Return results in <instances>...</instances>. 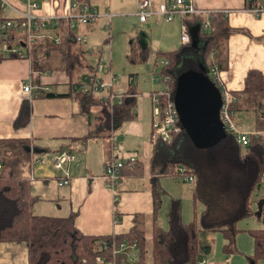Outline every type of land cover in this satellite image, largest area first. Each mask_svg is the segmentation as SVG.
Listing matches in <instances>:
<instances>
[{
	"label": "trees",
	"instance_id": "1",
	"mask_svg": "<svg viewBox=\"0 0 264 264\" xmlns=\"http://www.w3.org/2000/svg\"><path fill=\"white\" fill-rule=\"evenodd\" d=\"M78 7L88 0H72ZM256 0L246 2V8L259 7ZM203 17L196 16L184 22L202 23ZM213 32H198V43L181 46L171 52H159L167 64L160 73L168 78L173 96L176 93L177 79L187 70L208 78L207 74L215 68L220 72L226 68V42L233 31L227 26L224 16L214 13L211 18ZM57 45L48 40L38 39L32 46V67L39 72L45 70L62 71L70 80L69 93L64 95L76 101L79 112L89 118L93 111L91 134H108L121 123L134 119L135 95L129 90L122 97L121 103L109 104L102 101L90 90L77 89L82 76L93 79L96 65L86 64V52L76 42L73 31L60 32ZM264 45V36L260 39ZM129 62L137 56L139 62L148 57V48L137 39L129 44ZM12 59L2 57L0 60ZM78 71H83L78 81H74ZM162 78V79H163ZM212 80V79H211ZM214 80V79H213ZM218 87V83L214 80ZM72 89H76L71 93ZM49 95H46L48 97ZM236 101L230 105V112L235 124L241 130L264 131V76L260 71L247 72L244 89L233 93ZM30 105L26 100L20 103L18 113L12 122L14 130L24 128L28 123ZM254 121L247 128L243 121L247 115ZM241 121V120H240ZM253 125V126H252ZM178 133H171L169 141L150 139L148 167L156 176H171L188 183L184 178L193 176L191 197L193 202L202 204L200 217L192 223H184L181 217L179 201L171 203L168 213V229L157 223V214L162 201V190L157 179L150 183L152 214L150 227L146 231L140 223L123 235L88 236L81 234L73 224L74 215L63 218H51L32 214L31 207L36 198L31 195L28 179L24 173L29 170L32 154L27 139L0 140V243H21L26 247L27 264H95L101 257L110 259V247L120 243L135 244L137 260L133 264H145V245L150 244V264H199L203 260V251L199 233H219L223 236L225 255L236 252V238L239 233L247 232L253 240V253L250 264H264V227L252 230L239 229V223L252 217L253 193L262 186L264 176V137L249 133V142L241 146L234 135L224 131L222 136L208 146H197L180 121ZM251 132V133H252ZM111 151V149H110ZM127 161V160H126ZM117 174L128 173L134 177L142 174V163L136 158L131 165L127 162ZM106 165V164H105ZM184 168L185 173L179 178L177 169ZM262 222L264 221V202L261 205ZM116 222V219H114ZM146 232L149 240L146 241ZM121 261L116 260V264ZM127 264V263H124ZM129 264V263H128ZM132 264V263H130Z\"/></svg>",
	"mask_w": 264,
	"mask_h": 264
},
{
	"label": "crops",
	"instance_id": "2",
	"mask_svg": "<svg viewBox=\"0 0 264 264\" xmlns=\"http://www.w3.org/2000/svg\"><path fill=\"white\" fill-rule=\"evenodd\" d=\"M6 1L16 10L23 11V1ZM151 1L156 7L159 3L167 0ZM193 1L200 10H209L212 15L216 12L222 14L227 26L233 31L226 42V68L217 74V80L222 89L230 95L241 92L244 89L246 74L250 70L260 71L264 76V45L260 41L264 36V13L257 15L251 12L252 9L264 8V0H256L259 7L252 8L245 7L249 0ZM71 3L72 0H38L35 14L39 18H44V24L47 22L53 25V27H47L42 31L39 30V32L57 37L60 32H66L64 16L77 12L71 7ZM88 6L102 16L96 18L91 24L76 26L73 32L75 37L79 36L85 39L84 43L78 44L86 52V64L92 66L88 60L91 57H96L94 60L96 62L94 65L97 64L96 70L99 66L104 65L98 64L101 61L100 55L102 53V48L99 47L100 40L109 45V24L112 18L109 9H128V14H116L132 17L135 23L146 27L148 32H159V36L167 32V27H171L174 32L179 28L181 33L182 24L190 27V38H195L196 42L198 41V32H202L199 27L201 23L184 22L185 18L191 21L196 16L174 18L172 22H165L157 17L148 18L146 22L141 23L137 16L136 0H88ZM127 6H130V9ZM7 17L19 20L14 13L8 14ZM175 22L177 24H174ZM99 23H101L100 28L103 29L101 34L109 33L100 39L96 36L97 32H94ZM212 29L211 32L214 31L213 27ZM91 39L94 41L90 43L94 46L90 47L87 44ZM136 39L142 44L141 39ZM147 42L149 44V41L143 44L149 48ZM180 42L174 45L173 51L184 46L182 43L179 45ZM108 53H111L110 47ZM30 59L0 60V140L27 139L30 142L29 146L35 151L32 154L29 170L24 173L28 179L31 195L36 198L31 207L32 214L51 218H63L72 214L74 215V227L81 234L88 236L123 235L137 222L142 226L144 225L145 230H148L152 214L150 183L153 179H157L162 190L161 218L160 214H157V223L161 227L166 224L171 202L169 203L170 206L168 205L163 210L164 196L170 195L173 201L178 199V195L165 191V180L163 179L170 176H156L149 171L148 158L151 149L150 139L152 140L151 120L146 119V112L143 111L142 107L143 101L136 97L131 80L126 81L125 91L114 90V85L110 89L112 93L123 96L129 90L133 91L135 95V117L129 122L121 123L110 133L109 139L112 148H108L104 142V137L94 136L90 133L92 115L89 118L83 116L79 112L76 101L72 97L64 96L69 93L68 87L72 80L62 71L55 69L36 71L32 67V56ZM105 64L111 74L110 61L107 60ZM82 75L84 72L78 71L73 82L78 81ZM27 81L31 83L34 93L35 88L41 89V92L31 100H28L21 91L23 84ZM74 91L76 89H72L71 93ZM157 91L156 89L150 91L149 101L150 95ZM46 95L49 96L46 97ZM233 98L235 97L233 96ZM24 100L30 105L28 123L24 128L14 130L12 122L18 113L20 103ZM246 118L243 121L239 117L238 122H244L247 128H250L254 119L248 115ZM245 132L251 133L252 131L247 129ZM254 132L257 131L252 133ZM260 133H264V131ZM115 151L116 153H114ZM61 152H67L72 159L68 163L62 164L60 169H55L53 157ZM109 152L110 154H108ZM128 157L134 160L140 158L142 163L141 176L134 177L128 173H122L118 175L114 188L110 189L103 178L105 164L116 160L126 161L125 159ZM64 174L68 177V185L58 187L56 181ZM172 179L176 182L180 181L178 183L189 185L180 179ZM260 194L252 199L253 209L256 210L254 217L257 222L262 219L261 205L264 202V199L259 198ZM182 211L181 207V213ZM250 223L254 226L253 228H257L253 222ZM242 235L239 233L236 238L235 254L242 247L244 239ZM202 251L203 260L208 264H213L207 259L211 251V243L205 242ZM206 254L207 258L205 257ZM0 264H27L26 247L21 243H0Z\"/></svg>",
	"mask_w": 264,
	"mask_h": 264
},
{
	"label": "built area",
	"instance_id": "3",
	"mask_svg": "<svg viewBox=\"0 0 264 264\" xmlns=\"http://www.w3.org/2000/svg\"><path fill=\"white\" fill-rule=\"evenodd\" d=\"M23 1V11L16 10L13 8L9 2L6 0H0V55L2 57H12L14 59H25L31 60L32 56V46L34 42L38 39L48 40L49 42L57 45L59 43V38L57 36H51L39 32L45 28L53 27V25L44 24V18H39L35 14L37 9L38 0H21ZM71 7L76 9V13L65 15V26L68 31H73L76 26H85L91 24L96 18L102 15L98 12L92 10L86 4L78 7L77 4L72 1ZM136 10L138 20L141 23L147 21L148 18H161L165 22H172L174 18H185L202 16L204 21L200 24V29L204 33L211 32L213 29L211 27L212 13L209 10H200L194 4L193 0H167L165 2L159 3L156 7L153 6L151 0H136ZM251 12L255 14L264 13V8L252 9ZM16 14L19 20L8 18V14ZM189 26L186 24L181 25L180 41L184 46L191 44V38L189 34ZM77 43H84L85 39L83 37L76 36ZM167 63L163 62L162 65L165 66ZM97 75L90 79L87 76H82L77 89L87 92L90 90L93 94H96L102 101L108 102L109 104H119L121 103L123 95L114 94L111 92L113 86L114 77L111 76L106 64L99 66L97 68ZM213 73L212 81L218 83V88L222 95V106L220 109V121L223 124L226 131L234 135L236 142L241 146H246L249 142V133L242 131L235 124L232 118V113L230 112V105L232 102L236 101L227 91L222 89L217 80V70L215 68L211 69ZM214 79V80H213ZM164 84L162 90L153 92L150 95V101L152 105V119H151V132L152 140L156 141L161 139L163 141H169L171 138V133H178L180 127L177 126L179 121L177 111L174 103V96L172 90L169 88L170 83L168 78H163L159 80ZM29 81L25 82L22 86V93L26 95L28 100L36 97L41 89L35 88V93L30 85ZM259 133L256 134V136ZM264 137V133H261ZM71 156L67 152H61L53 157V167L55 169H60L62 164L68 163L71 160ZM134 159H127V166L133 163ZM32 162V161H31ZM124 165V162L116 160L107 163L104 166L103 178L105 179L106 185L113 189L115 183L118 179V170ZM179 178H182L185 169H177ZM188 183H194L195 179L193 176L184 178ZM58 187H63L68 185V177L64 174L63 177L56 181ZM264 185V178L262 181ZM260 194L259 198L264 199V189L259 187L257 190ZM117 261H121L120 264L124 263H135L137 260V249L135 244H125L120 243L117 246L112 245L110 247V259H103L97 257L95 259V264H116ZM199 264H208L205 260H202Z\"/></svg>",
	"mask_w": 264,
	"mask_h": 264
},
{
	"label": "rangeland",
	"instance_id": "4",
	"mask_svg": "<svg viewBox=\"0 0 264 264\" xmlns=\"http://www.w3.org/2000/svg\"><path fill=\"white\" fill-rule=\"evenodd\" d=\"M130 9V6H127ZM110 15H111V20H110V34L107 32H104L103 35L101 32H103V29L100 28L101 23H99L98 27L94 32L96 33V36L103 37L104 35L109 34V45L104 44V41L100 40V46L102 48V53L100 55V64H105L107 60L110 61L111 65V75H114L113 77L115 78V81L113 83L114 87L113 89L118 91L126 90V81L131 80L133 83V89L136 94L137 98H140L142 102V107L143 111L146 112V119L151 120V113H152V108L150 105L149 101V93L151 90H162L164 87V84L160 82L159 80L163 78V76L160 75L162 71V65L163 61L161 57H157L156 55L159 52H168V51H173L175 49L174 45H176L177 42H180V32L179 28L177 31L174 32V30L171 27H167V32L163 34L162 36H159V32H148L146 27L141 26L137 23H135L134 19L130 16H119V14L116 13H121V14H128V9L127 10H114V9H109ZM106 25L108 27L107 19ZM174 24H177L175 22ZM170 28V29H169ZM136 38L141 39L142 43H145L146 41H149L146 43L148 45V57L144 62H139L137 59V56H134L136 60L134 62H129V43L134 41ZM94 41L91 39L87 45L94 46L90 42ZM181 42L179 43V45ZM110 47L111 53H108V48ZM99 53V52H98ZM96 57H91V59L88 60V63L94 65L96 62L94 61ZM191 72L190 70H187L186 73ZM208 78L212 79L213 78V73L209 72L207 74ZM96 114V111H93L92 116H91V122L93 121V115ZM244 125V123H243ZM247 130V129H246ZM114 131V130H113ZM257 133L260 132H254L250 134H254L256 136ZM101 137H104L106 142V146L108 148L111 147V142L108 141L106 136L108 134H99ZM115 141V140H114ZM118 145V143H116ZM142 147V146H141ZM119 148V147H118ZM119 150V149H118ZM116 153V151L114 152ZM110 154V152L108 153ZM109 157V155H108ZM117 157V156H116ZM129 159L126 158L125 160ZM104 171V170H103ZM165 180V191L167 192H172L178 195V199L176 201H180L179 205L182 207V221L184 223H192L194 219L196 221L200 217V214L203 210L202 204L198 202H193L192 197H191V185L187 184H181L178 183L180 181H174L171 176L170 177H164ZM175 179V178H174ZM168 180V181H167ZM176 180V179H175ZM178 186V187H177ZM264 189V185L261 186ZM259 195L258 191H255L253 193V198H256ZM165 201L163 203L165 204L163 206V210L169 205V203L173 202L172 198L170 195H165L164 196ZM169 202H168V201ZM161 205V204H160ZM170 206V205H169ZM161 207V206H160ZM252 210H253V215L252 217H248L245 220L241 221L239 223V229H244V230H252L256 229L253 228L254 226L250 223L253 222L254 225L257 227H264V224H262V220L260 222L255 221L254 213L256 210L253 209V204H252ZM160 214L161 218V208L158 212ZM162 228L167 230L168 229V218L166 221V224L162 225ZM243 230V231H244ZM147 231V230H146ZM243 244L240 250H238L237 254L232 255L231 257H227L223 251V245H224V240L223 236L219 233H199V241L201 247H204L205 242L211 243V251L208 255H205V257L208 259L210 263L213 264H250V258L253 253V240L250 236L249 233L243 232ZM146 240H149V236L146 232ZM131 245V244H130ZM229 258V259H228ZM226 260L227 263H226ZM145 264H150V244L149 241L146 242L145 245Z\"/></svg>",
	"mask_w": 264,
	"mask_h": 264
},
{
	"label": "water",
	"instance_id": "5",
	"mask_svg": "<svg viewBox=\"0 0 264 264\" xmlns=\"http://www.w3.org/2000/svg\"><path fill=\"white\" fill-rule=\"evenodd\" d=\"M191 40V45L198 43L193 37ZM174 103L180 123L197 146H208L222 136V95L210 78L194 72L179 76Z\"/></svg>",
	"mask_w": 264,
	"mask_h": 264
}]
</instances>
